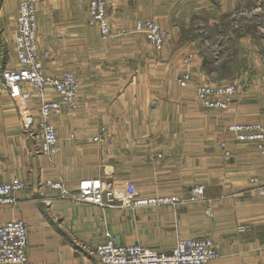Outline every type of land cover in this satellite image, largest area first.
<instances>
[{
	"label": "crops",
	"instance_id": "1",
	"mask_svg": "<svg viewBox=\"0 0 264 264\" xmlns=\"http://www.w3.org/2000/svg\"><path fill=\"white\" fill-rule=\"evenodd\" d=\"M23 1L27 0H0V69L17 67L14 38L18 7ZM32 1L37 8V54L42 58L45 54V72L54 73L48 63L64 58L66 51L51 47L49 40L70 38L72 49L79 47L83 51L90 28L86 23L89 0L69 4L55 0L52 8L57 12L56 18L49 14V19L46 14H39L38 0ZM106 1L114 32L133 29L137 18H151L168 32L162 54L170 51L174 38L180 39L182 33L192 34V38H181L180 42L183 47L200 46L193 64L200 80L209 84L228 81L235 84L231 104L223 111L211 113L210 124L223 128L232 123L264 125V26L257 27L263 32L259 38L248 32L238 38L232 34L230 38H222L221 34L222 22L241 15V5L248 0H188L183 4L187 9L181 24L174 19L175 0ZM255 7L251 4L246 8V24L248 15L251 22L254 11L259 9ZM211 27L219 38H196L202 33L209 34ZM203 43L214 44L213 55L202 49ZM72 56L79 58L76 53ZM69 71L77 79L79 92L75 110L64 108L60 116L51 119L61 146L59 154L45 156L32 151L31 141L22 132L16 99L7 92L0 94V183L19 178L26 184L17 194L16 206L0 207V218H20L26 222L29 264H101L92 250L107 234L115 236L121 244L138 243L160 252L170 251L177 238L208 236L220 254L208 264H264V196L251 190L248 182L251 176H260L262 172V159L254 144L237 142L231 133L224 131L221 136L213 135L207 149L203 131L116 129L110 124L135 123L141 119L103 112L113 105L131 107L140 102L136 89L140 92L141 83L136 84V70L111 72L104 67L100 70L86 67L83 78ZM111 75L115 77L111 79ZM211 75L226 79L210 81L216 79ZM116 78L123 83L120 92L116 90L118 86L110 85ZM249 78L250 83L244 84ZM111 88L115 91H110ZM26 90L32 92L28 86ZM42 98L56 100L57 95L46 89ZM40 102L41 98L33 95L23 104L36 112ZM100 128H105L107 140H94ZM191 136L202 140L190 146ZM221 142H225L229 156L223 154ZM159 154L164 157H157ZM207 155H214L215 160ZM192 170L198 172L194 183L190 182ZM85 178H101L116 185L133 182L141 197L186 198L191 187L203 185L211 215L206 214L205 201L175 206L100 207L72 202L67 195L62 197L59 190L42 184L47 179L61 182L67 193L73 194L78 182ZM241 228L245 229L241 231Z\"/></svg>",
	"mask_w": 264,
	"mask_h": 264
},
{
	"label": "built area",
	"instance_id": "2",
	"mask_svg": "<svg viewBox=\"0 0 264 264\" xmlns=\"http://www.w3.org/2000/svg\"><path fill=\"white\" fill-rule=\"evenodd\" d=\"M106 0H89L88 26L97 28L99 38L107 41L111 37L121 36L124 31L111 29ZM133 32L142 35L158 52L161 51L168 32L151 18H137L133 24ZM37 8L32 0L19 4L16 18V34L14 50L17 61L16 68L0 69V94L7 92L12 99L19 98L23 102L33 95L41 98L36 112L26 106L17 109L21 118L22 132L31 141L35 154L53 156L59 154L61 146L51 119L60 116L64 108L75 110L79 92L78 82L73 73L50 74L45 72L42 60L37 54ZM190 58L184 62H188ZM190 80L188 72L177 78L179 86H186ZM29 87L32 92L26 90ZM46 89L52 90L56 100L43 99ZM195 94L204 110H225L232 101L234 86L215 84H196ZM264 113V112H263ZM238 142L254 144L262 159V174L249 180L251 190L264 196V125L260 122L232 123L226 127ZM105 128L94 140H107ZM225 156L230 152L225 142L220 143ZM53 190H59L62 197L72 202L90 203L100 207H155L162 205H179L189 201H205L206 214L211 215V205L204 195V186L196 185L183 196H151L141 197L135 184L128 182L116 185L112 181L101 178H85L78 182L73 194L67 193L61 182L44 180L42 183ZM26 184L19 178L0 183V207L12 208L17 205L18 192L23 191ZM65 198V197H64ZM245 228H241L243 231ZM27 224L20 218H0V264H29ZM101 264H208L220 257L213 240L208 237H180L175 240L168 252L155 251L141 244H121L115 236L107 234L104 241L92 250Z\"/></svg>",
	"mask_w": 264,
	"mask_h": 264
},
{
	"label": "rangeland",
	"instance_id": "3",
	"mask_svg": "<svg viewBox=\"0 0 264 264\" xmlns=\"http://www.w3.org/2000/svg\"><path fill=\"white\" fill-rule=\"evenodd\" d=\"M59 1L61 0H58L57 2L59 3ZM54 2L55 0H38V6L40 9L39 14H42V16H44L43 14H46V19H49V14L50 16L52 15L53 18H56L57 12H55L52 8V4ZM62 2L69 4L70 2H75V0H62ZM187 2L188 0H175L174 19L180 24L185 19V10L187 8L183 7V4H187ZM256 2L259 9L254 11L253 20L251 22L249 20H251L252 17L251 15H248V24H246L244 22V19L246 18L245 10L247 7L249 9L251 4H253V7H255ZM240 10L241 15L235 16L229 22H222V38H230L229 34L234 35V38H238L241 35L243 36V34L246 32L252 33L255 38L261 37L263 32L257 27L264 26V16H262L264 15V0H248L241 5ZM160 13L163 15L165 14L164 12ZM193 18L197 19L196 17ZM162 25L165 26L164 17L162 18ZM179 29L181 30L180 26ZM188 32L190 31H187V33ZM87 35L88 38H86V44H83V47L81 48L83 51H81L79 47L72 49L70 45L71 42H69L70 38H63L61 41H59L57 38H50L49 42L53 44L51 47L55 46L60 49L65 48L66 53L64 58H55L48 63L49 69L55 71L54 73H49L58 75L65 72L71 73L69 70H72L78 73L79 78H83V70L86 67L93 70H100L101 67H104L108 68L111 72L117 71L118 69H122V72L124 70H128L129 68L132 70L135 69L137 72L136 84L139 82L141 83L140 92L136 89V94H140V102H136V106L131 107H124L120 106L119 104L113 105L103 112L109 116L115 114H125L127 116H139L141 119L135 123L129 121L125 124L111 123L110 125L115 126L116 129L118 127L120 129L125 127V129H134L138 131L188 130L191 133L203 131L207 136V149L213 135L221 136L220 133L224 134V131L228 125L223 128L221 126L214 127L212 123L210 124L208 121L212 120H210L211 116L209 115L216 111L206 112L200 100L197 98V95L194 93L196 84L209 83H205L200 80V76L196 73V66L193 65L195 56L200 50V46L195 44H187L185 47H183V44L180 42L181 38H185V40L192 38V34L189 36L188 34L183 35L182 33L180 39L174 38L170 51L166 50L163 52V54L161 53L162 51L157 52L142 35L134 33L132 28H127L124 31L123 36L120 38H109L107 42L99 38V33L95 27L90 26L87 31ZM216 35L217 34L213 27H211L209 34L204 35L202 33L199 36H196V38H219ZM200 45L202 46V49L207 51L208 54L210 53V56L215 52V46L213 43H203ZM73 53H76L79 58L75 59V57L72 56ZM38 56L42 60L43 64V61H46L45 54L42 55L43 58L39 54ZM188 58H190V60L188 62H184ZM183 72H188L190 74V80L186 86H179V84L177 85V78ZM99 73H101V71H99ZM113 77L115 76L111 75V79H113ZM211 77L216 79H211L210 81H224L226 79L224 76L215 77L211 75ZM98 78L101 79L102 76L98 75ZM220 78L225 79L220 80ZM237 78L238 77L236 76L235 79ZM116 79L117 81L115 83H111L110 85L118 86L116 90L120 92V88L123 86V83L119 81V78ZM230 80H232V78H230ZM250 81V78L246 79L244 84L250 83ZM99 83L101 84V81H99ZM231 84L234 86L235 93L236 87L232 81H228V83L225 84L215 85ZM93 87L96 88L95 86ZM97 88H100V85L97 86ZM110 91L114 92L115 89L111 88ZM15 101H17L19 108H24V104L21 99L16 98ZM131 101L132 99L130 102ZM203 116H206V118ZM201 140L202 139L191 136L190 146H194L198 141L200 142ZM162 156L163 155L159 154L157 157L162 158ZM207 156L210 157V160L213 158L215 160L216 154L215 157L214 155ZM161 172H163L164 175L166 174L165 171ZM197 174V171L192 170V172H190L191 183L196 182ZM158 175H160L159 172ZM253 177L254 176H251L250 179ZM193 187H191L190 190ZM156 196L173 197L174 195Z\"/></svg>",
	"mask_w": 264,
	"mask_h": 264
}]
</instances>
